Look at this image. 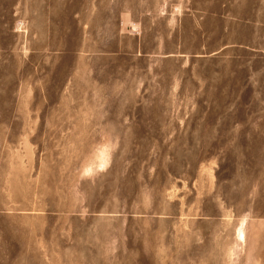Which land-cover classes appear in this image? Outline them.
<instances>
[{
	"label": "rangeland",
	"instance_id": "obj_1",
	"mask_svg": "<svg viewBox=\"0 0 264 264\" xmlns=\"http://www.w3.org/2000/svg\"><path fill=\"white\" fill-rule=\"evenodd\" d=\"M0 264H264V0H0Z\"/></svg>",
	"mask_w": 264,
	"mask_h": 264
}]
</instances>
